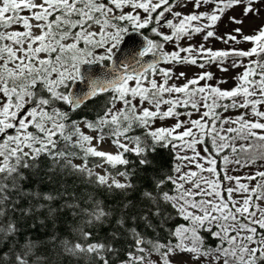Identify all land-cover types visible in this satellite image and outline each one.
I'll return each instance as SVG.
<instances>
[{"label": "snow or ice", "instance_id": "obj_1", "mask_svg": "<svg viewBox=\"0 0 264 264\" xmlns=\"http://www.w3.org/2000/svg\"><path fill=\"white\" fill-rule=\"evenodd\" d=\"M189 4L193 11L178 10ZM262 14L264 0H0V264H157L153 254L159 264L178 255L186 256L181 264H264ZM130 32L143 36V48L125 54ZM197 35L201 42L191 43ZM214 41L228 47L208 46ZM86 65L104 72L84 75ZM188 66L202 71H175ZM213 66L243 70L222 89L227 81ZM101 95L94 119H72ZM106 140L115 152L100 149ZM158 148L174 153V166L153 174L151 188L133 183L139 169L129 154L143 168ZM42 157L47 172L120 199L77 196L65 185L55 194L26 188ZM245 169L253 171L230 174ZM65 210L76 221L70 236L20 239L22 222L46 213L55 224ZM153 218L166 241L138 230L140 222L152 228ZM101 226L110 227L105 236ZM209 237L215 246H206Z\"/></svg>", "mask_w": 264, "mask_h": 264}, {"label": "trees", "instance_id": "obj_2", "mask_svg": "<svg viewBox=\"0 0 264 264\" xmlns=\"http://www.w3.org/2000/svg\"><path fill=\"white\" fill-rule=\"evenodd\" d=\"M143 34L147 35L149 38L159 39L154 37L149 29L143 30ZM105 100V96L101 95L97 98L91 99L87 102V104L79 111H77L72 119L80 120L82 118L94 119L95 111L99 105H101ZM87 129H85L86 131ZM138 133L140 130H137ZM110 142V140H106ZM130 160L135 161V166L139 169L137 174L133 177V183L138 185H142L144 188L152 187V175L159 173L161 169L170 170L174 166V153L170 149L166 148H158L154 154L150 155V159L153 161L151 166L141 168L139 166L138 161L134 156L129 154L128 157ZM80 160H74V163L79 164ZM40 167L35 170L34 173L29 175V180L26 183V188H36L38 187L42 192H53L55 194L57 191L61 190V185H65L67 187L68 192H75L77 196H79L82 192H94L96 196L100 199L106 201V203H113L114 200L120 199L119 194H116L114 197H110L107 193H105L102 189H97L92 185H89L83 182V179L74 175H61L59 173H50L47 172L46 169L48 167V161L46 158L42 157L39 161ZM107 167V165H105ZM121 170L123 166H120ZM132 165H129V170L131 171ZM139 194V189L136 193L130 197V199H137ZM62 201H53L54 207H59ZM76 221L73 219L71 215V210H65L58 214L55 224L51 219L46 218V213H41L38 216H34L31 219H28L21 223V227L25 229V231L21 234L20 239L23 240L25 235H31L33 239H46L49 236L58 232L61 236L71 235V226L74 225ZM152 228H148L145 226L143 222H140L137 225L139 231L143 232L147 237H155L158 236L161 241H166L167 233L165 231V227L160 226V221L156 218L152 219ZM34 225V226H33ZM166 227L172 228L174 227L173 223H169ZM110 231L109 226H101L100 227V236H105ZM99 238V237H98ZM118 246L123 244V241H118ZM217 243L216 240L212 238H207L206 246H215ZM64 264H69L67 260H65Z\"/></svg>", "mask_w": 264, "mask_h": 264}, {"label": "rangeland", "instance_id": "obj_3", "mask_svg": "<svg viewBox=\"0 0 264 264\" xmlns=\"http://www.w3.org/2000/svg\"><path fill=\"white\" fill-rule=\"evenodd\" d=\"M178 10H182L185 13H189V12L193 11V8H192V5L189 4V6L187 8L178 9ZM201 11H203V9H201ZM262 18H264V14H262ZM260 23H261V20H255V24L256 25H258ZM164 31L167 32L168 30L164 29ZM224 31H227V29H225L223 24H222L220 26V32H224ZM250 31H251V26L249 25L248 22H246V24H245V32L247 33V32H250ZM188 42H189L188 40H182L181 44L185 45ZM200 42H201V37L199 35L195 36L191 40V43H193V44H199ZM208 46H211V47H213L215 49H222V48L228 47L227 45H224V44H222V43H220L218 41H214ZM236 47L248 48V47H251V45L250 44H241V45H236ZM166 48H167V50L171 51L172 48H173V45L168 44V45H166ZM162 66L165 67V68L173 67L172 65H168V64H164ZM208 70L213 72L215 74V76L217 77V79L224 78L227 81L226 83H221L220 84V87L222 89H231L235 85V81L232 79V77L235 76L236 73L241 72L243 69H239V68L234 69V70L230 69L227 73H223V72L218 71V69L215 66H213V67L209 68ZM175 71L177 73H179L181 71H184V72H187L188 76H192L193 73H199L202 70L200 68H198V67L188 66V67H176ZM157 79L159 80L160 77H157ZM217 79H214L212 81H208V83H211V84L215 85L217 83ZM178 83H183V81H178ZM201 83H204V82L202 81ZM145 106H147V105H145ZM164 107L166 108L167 106H164ZM181 111H183V109H181ZM236 114L237 113L233 112V111H229L228 113H225V115H228V116H235ZM195 118H197V117L193 116V119H195ZM181 119H184V117L182 116ZM163 123L167 124V125H172V124L175 123V120L174 119H167ZM156 126H160V122L159 121H157V125ZM100 149L101 150H105V151H110V152H115L116 151L115 147L111 144V142H107V141H105L102 145H100ZM78 163H80V162H78ZM96 171L102 173L103 170L100 169V168H97ZM245 171L251 172V171H253V169H245V170L240 171V172H231L230 174L243 176ZM242 182H246V181H242ZM254 183L255 182H253V184ZM185 258H186L185 255H178V256H175V257H171V259L173 261V264H181V262ZM152 259L157 261V264H159V258H158L157 255L153 254Z\"/></svg>", "mask_w": 264, "mask_h": 264}, {"label": "water", "instance_id": "obj_4", "mask_svg": "<svg viewBox=\"0 0 264 264\" xmlns=\"http://www.w3.org/2000/svg\"><path fill=\"white\" fill-rule=\"evenodd\" d=\"M143 48V36L130 32L127 36H125L124 41L121 44V51L125 54H131L132 52H139ZM124 56L121 53H117V61L123 59ZM104 72V69L99 65H86L82 68V73L84 75H99ZM75 88L83 92L87 88V81L85 80L83 83L77 82Z\"/></svg>", "mask_w": 264, "mask_h": 264}]
</instances>
